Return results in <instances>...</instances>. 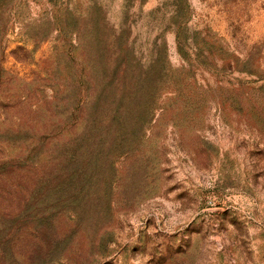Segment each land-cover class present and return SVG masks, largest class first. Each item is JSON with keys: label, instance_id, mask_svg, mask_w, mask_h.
<instances>
[{"label": "rangeland", "instance_id": "374dc122", "mask_svg": "<svg viewBox=\"0 0 264 264\" xmlns=\"http://www.w3.org/2000/svg\"><path fill=\"white\" fill-rule=\"evenodd\" d=\"M121 60L134 111L97 159L79 77L114 99ZM3 167L0 264H264V0H0ZM85 170L97 238L22 216L19 193Z\"/></svg>", "mask_w": 264, "mask_h": 264}, {"label": "trees", "instance_id": "16d2710c", "mask_svg": "<svg viewBox=\"0 0 264 264\" xmlns=\"http://www.w3.org/2000/svg\"><path fill=\"white\" fill-rule=\"evenodd\" d=\"M90 31H93V35L96 38V44H100L101 40L99 37V32L97 28V23L90 28ZM93 66V65H92ZM94 70L93 68L86 67L84 74H81L79 77V81L86 92L91 91V99L89 100V104L87 107L91 108V111L94 115V119L89 128V133L94 132L93 141L89 138V133H87L86 141L90 142L93 145L94 152L91 153L87 151L88 157L92 154L95 158L100 159L102 154H104V147L108 144L109 136L105 133L106 130L110 131L114 134V142L121 141V130L127 125V120L130 115L134 111V106H132L130 91H134L133 87L129 85L128 78L130 74V68L125 60H121V64L116 66V70L113 74V79L118 80L116 85V93L114 99H110L108 101L107 89L110 83H105L100 81L98 78L88 76L89 70ZM88 79V81L86 80ZM64 86V85H63ZM59 86V87H63ZM57 88H54L55 95L57 94ZM80 90V88H78ZM58 102V97L53 96L50 100H44L41 102L40 106L36 107L37 111L45 112V107H49L50 110L53 108V104ZM105 107L107 110L105 111ZM103 117H108L105 119H100ZM53 121V120H52ZM66 122V121H65ZM64 121L59 122L61 126L65 123ZM105 128V129H104ZM44 134H39L40 142H32L29 144V150L27 154L36 151L38 155L33 157L31 165L38 164L35 163V160L39 159L44 151V146L48 142L49 133L46 130ZM18 137V136H16ZM34 146V147H33ZM37 146V148H36ZM33 147L32 151L30 150ZM36 148V149H35ZM39 152H41L39 154ZM91 153V154H90ZM23 154L19 153V156ZM36 154H34L35 156ZM92 156V157H93ZM90 157V158H92ZM20 161V157L15 155L13 158L9 160L10 162ZM34 161V162H33ZM4 165V163H3ZM34 165V166H36ZM7 168V167H5ZM0 168V182L2 181V177L11 173L9 171L3 170ZM12 171L14 169L10 168ZM3 172V173H2ZM75 181V179H72ZM71 183H74L71 181ZM94 177L90 170H85L82 173L80 180L75 181L74 186L75 189L72 191H58L51 187L50 182L47 180H41L37 184V188L32 191H28L27 193L21 195L20 204L23 205L22 216L25 213H28L27 219L34 218V221L37 224L52 226L54 223L64 222L69 225L71 231L74 229H80L82 235L87 240H93L99 236V230H97L96 225L89 224L87 221H93V214L91 213V209L87 207L89 203L93 201L94 192L92 187L94 186ZM61 185H68L66 181H64ZM73 185V184H72ZM96 199V198H95ZM80 203V204H79ZM76 204L82 205L81 208ZM70 206V208H68ZM34 214H32V213ZM20 218V217H17ZM87 223V224H86ZM1 234V229H0Z\"/></svg>", "mask_w": 264, "mask_h": 264}]
</instances>
